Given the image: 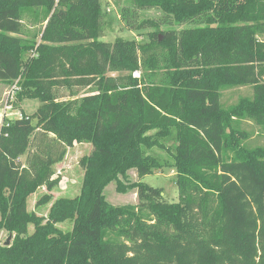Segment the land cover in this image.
Here are the masks:
<instances>
[{
  "label": "trees",
  "instance_id": "trees-1",
  "mask_svg": "<svg viewBox=\"0 0 264 264\" xmlns=\"http://www.w3.org/2000/svg\"><path fill=\"white\" fill-rule=\"evenodd\" d=\"M129 2L194 26L108 43L101 0H0V83H16L15 105L40 102L0 125V230L14 233L0 264H264V147L235 126L264 125V0ZM28 13L44 22L39 42L17 36ZM235 86L252 96L223 108ZM75 87L91 90L70 98ZM82 143L78 194L52 200L56 165ZM154 146L171 154L177 202L140 179L163 164ZM111 182L137 203L107 202ZM40 188L45 216L27 210Z\"/></svg>",
  "mask_w": 264,
  "mask_h": 264
},
{
  "label": "rangeland",
  "instance_id": "rangeland-1",
  "mask_svg": "<svg viewBox=\"0 0 264 264\" xmlns=\"http://www.w3.org/2000/svg\"><path fill=\"white\" fill-rule=\"evenodd\" d=\"M102 10L105 14L103 20L102 35L98 38L100 41L112 43L116 38L121 37L127 40H133L137 44H144L150 42L151 34L154 31L160 30H180L194 26L193 23H186L183 25L177 24L171 15L162 12L158 8H137L132 6L129 0H101ZM40 19V18H39ZM38 18H33V15L28 13L22 18L20 36L29 41H40V30L44 22ZM196 26V25H195ZM24 58L26 54L23 55ZM122 74L121 72H119ZM117 72H109L111 75L119 74ZM12 84L0 83V110L3 108L7 99L6 92L11 90ZM90 87H75L73 92L76 95L70 97V90L67 88L59 89V96L61 99L76 98L89 92ZM14 95V94H13ZM251 86H235L228 87L221 90V105L223 108H228L233 105L239 97H251ZM14 100V99H13ZM15 101V100H14ZM14 101L9 102L11 105L9 119L19 117L20 114L34 116L38 105V99H24L18 104ZM33 123L35 122L33 118ZM235 126L247 132V138L243 141L249 147L262 146L264 147V125L256 124L253 120L248 118L236 119ZM164 146L172 147L173 142L166 139ZM91 150V145L87 143L74 144L67 151V154L62 162L55 167V172L60 178L58 186L52 191V200L59 196L74 197L78 194L81 186L83 169L79 164L82 156L88 154ZM146 152L155 156L163 164L160 168L155 169L151 174L141 177V181L147 183L152 187H159L163 191V196L170 202L178 201V190L174 183L175 170L171 166V154L164 148L154 146L146 149ZM25 155L20 157L21 162H24ZM139 179L134 169L128 171L126 179L122 178L123 182L129 183ZM44 192V188H40L35 194L29 196L27 200V210L34 211L39 215L45 216L47 214L49 205L48 202L42 205H36V200ZM103 193L107 202L113 205L122 204H136L137 196L135 189H127L125 193H120L116 190V183L111 182L105 186ZM63 231L71 229V222L65 221L57 225ZM32 230L29 225L28 232ZM9 238V244L14 238V233H10L4 229L0 230V245H4ZM7 245V246H8Z\"/></svg>",
  "mask_w": 264,
  "mask_h": 264
},
{
  "label": "built area",
  "instance_id": "built-area-1",
  "mask_svg": "<svg viewBox=\"0 0 264 264\" xmlns=\"http://www.w3.org/2000/svg\"><path fill=\"white\" fill-rule=\"evenodd\" d=\"M57 1V0H55ZM135 76H139V72L138 71H135L133 73ZM13 87L11 88V90L7 91L5 96L7 97L5 103H4V106L3 108L0 110V125L5 122L6 119L9 120V117H10V109H11V105L9 102H12L14 101V96H15V92L18 90V87L16 85V83H13ZM14 94V95H13ZM21 116V114L19 115V117Z\"/></svg>",
  "mask_w": 264,
  "mask_h": 264
},
{
  "label": "water",
  "instance_id": "water-1",
  "mask_svg": "<svg viewBox=\"0 0 264 264\" xmlns=\"http://www.w3.org/2000/svg\"><path fill=\"white\" fill-rule=\"evenodd\" d=\"M9 244V238L5 241L4 245L7 246Z\"/></svg>",
  "mask_w": 264,
  "mask_h": 264
},
{
  "label": "crops",
  "instance_id": "crops-1",
  "mask_svg": "<svg viewBox=\"0 0 264 264\" xmlns=\"http://www.w3.org/2000/svg\"><path fill=\"white\" fill-rule=\"evenodd\" d=\"M88 144V143H87Z\"/></svg>",
  "mask_w": 264,
  "mask_h": 264
}]
</instances>
